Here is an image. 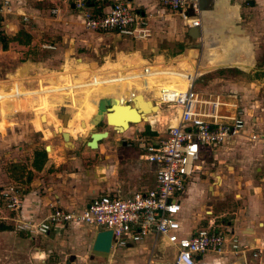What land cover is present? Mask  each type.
<instances>
[{
	"label": "crops",
	"instance_id": "crops-1",
	"mask_svg": "<svg viewBox=\"0 0 264 264\" xmlns=\"http://www.w3.org/2000/svg\"><path fill=\"white\" fill-rule=\"evenodd\" d=\"M8 1L10 12L2 11L0 13V79L10 78L9 81H13L14 78L17 80L23 77L20 84L23 87L34 89V92L20 90L24 95L23 103L33 106L34 100L32 98L38 95V107L34 106V109L41 108L42 98L47 100L50 96L59 95L60 99H65L63 97L66 95L64 94L65 90L58 86L60 82L53 77L55 74L53 71L61 69L64 64L65 71L63 72L67 73V81L71 82L70 86L67 85L66 88L67 91L72 90L69 97L70 99L74 97L73 100L75 101L69 104L70 107L72 108L79 99H85L81 95L84 96V92L87 90L75 91L72 89L79 85L85 87L83 81L75 79V76L77 78L88 76L90 82L87 86L94 90V104L97 105V111L100 101L109 102V99H114L117 105H125L127 99L131 100L137 96H140L142 101L149 105L153 101L161 102L159 100V88L177 87L184 89L186 86L185 76L188 74L193 77L219 66H238L246 71L249 66H252L250 44L245 36L240 35L241 29L236 25L238 5L236 3L230 4L229 0H214L215 11L201 10L199 28L201 38L212 31L216 33L217 40L214 43L205 44L207 47V52L203 55L205 62L202 65L197 64L193 71L176 70L175 68L181 67L166 65L165 59L174 57L172 53H176H171L173 49H171L170 44L176 43L184 46L183 43L186 42L184 33L187 35L186 28L180 27V23L183 25L181 19L173 14H165L161 19H151L149 21L150 35L144 39H132L121 37L112 32H96L85 29L82 25L80 10L71 7V4L63 0ZM123 1L141 12L153 11L156 5V0ZM108 8L109 2L87 3V9L94 15L104 14ZM53 9L55 11H52ZM22 15L26 16L27 20H23ZM206 21L211 26L204 29L202 33V26ZM223 29H226L225 34ZM43 44H51L54 48H43ZM164 44L170 47L167 48ZM156 58L157 60L162 58V61L156 64ZM106 63L111 66L104 68ZM101 64L102 66L92 73L91 69H97ZM122 65L134 70H116L118 67H123ZM145 65L152 68L163 67V70L150 69L151 72L143 74L141 71ZM87 73L89 74L87 75ZM241 75L245 76L243 72ZM27 76H31L29 80L25 79ZM36 76H38V81L35 79ZM165 77L169 78L166 79ZM245 77H242L241 80H232L225 88L233 89L241 95L244 118L247 123L249 120L254 121L252 125L247 124L248 130L252 128L263 130L264 91L254 96L253 93H256L259 86L253 82L245 81ZM5 84L8 83H3L2 89L7 88ZM245 90H249V92ZM70 107L62 108L61 112H70L72 110ZM60 109L57 106L53 112L58 114ZM78 109L84 115L80 106ZM132 109L138 116L126 121L140 122V114L135 108ZM25 112L20 110L14 113ZM6 116L10 120L9 115ZM33 118L32 116L30 119L32 128L37 131L40 129L43 132L44 124L35 121L36 119ZM10 122L8 121L4 125H9ZM99 122L106 125L103 114L96 122V126ZM9 128L2 127L1 130H9ZM127 130L129 127L125 131ZM107 132L106 138L111 134L108 129ZM44 134L43 132V136ZM117 140L114 138L109 143L104 140L98 141L95 149L84 146L77 149V156L68 159V161L66 159L65 163V168H72L74 172H69L67 176L61 172L60 176L62 177L60 179L55 178L53 173L43 176L42 183L45 180L46 182L51 180V182L42 185L41 194L36 189H31L23 194L21 206L16 213L17 217L21 219L34 218L37 215L47 213L54 206L78 209L91 197L98 194L115 193L124 196L132 191L146 188L147 185H153L152 165L143 159L140 150H134L139 161L136 160L131 165H128V162L121 164L119 161L111 164L106 160L107 154H111L112 151L115 152L118 148L115 142ZM121 145L124 148L129 147L124 142H121ZM0 147L5 146L0 145ZM204 152L207 154L203 156ZM95 153L96 158L91 162L88 174L81 179L76 167L81 168L87 161L86 157ZM200 156L202 159L205 157L212 159L216 163L222 162L223 159L221 161V158H224V161H227L225 167L231 168V170L226 174L219 171L213 174L210 171L202 170V168H208V164L213 163L207 159L197 162L201 167L200 171H195L187 179L180 195V213L181 215L182 213L185 214L184 218L179 216L181 233L187 234L196 226L205 225V218H213L217 223L222 221L227 224V231H232L237 235L241 244L258 250V255L255 258H251L248 254L247 264H264V155L260 151L259 142L251 141L245 136H239L220 146L203 148ZM44 157L43 154L42 158ZM79 158L83 160L81 161ZM36 164L39 166L38 168H34L32 165L33 169L31 167L29 169L35 170L39 175L43 174L46 166L44 160L43 162L37 161ZM206 173L213 178L209 185H205L206 179L204 180L202 177ZM71 174H74L73 176L77 179L69 178ZM29 184L32 183L29 182ZM205 190L212 196L217 193L221 197L220 199L223 197L226 199L230 196L228 200L234 202L233 206L224 209V211H219L212 204H203L204 198L208 197L207 200L209 199ZM83 196H87V199L82 202L80 198ZM199 208L200 210L197 211ZM79 226L81 224L70 223L65 228L51 229L48 234L56 233L57 228L65 231L67 228L73 229ZM149 244L150 239L147 238L130 248L141 247L147 251ZM166 248L167 246L160 241L157 243L155 251L164 252ZM37 255L40 257V252ZM204 259L207 264H231V262L236 263L239 260H235L230 254L218 256L212 253H206ZM156 264L158 263L156 262Z\"/></svg>",
	"mask_w": 264,
	"mask_h": 264
},
{
	"label": "built area",
	"instance_id": "built-area-1",
	"mask_svg": "<svg viewBox=\"0 0 264 264\" xmlns=\"http://www.w3.org/2000/svg\"><path fill=\"white\" fill-rule=\"evenodd\" d=\"M63 1L80 10L85 29L112 32L132 39L148 37L149 21L165 14H176L185 28H200L201 25L199 0H156L150 12L134 9L123 0ZM89 2H109L108 11L94 15L87 9ZM10 10L9 1L0 0V13H9ZM188 10L191 15H188ZM22 19L27 20V17L22 15ZM42 47L54 48L51 44H43ZM141 72L148 74L150 67L144 66ZM197 76L186 75L184 89L159 88L161 102L158 106L163 107L166 114H176L174 125L165 116L163 135L151 123L144 122L149 126V133H142L139 138L135 136L137 144L142 145L143 159L153 167L152 186L124 196L98 194L78 209L52 207L47 215L37 221L9 216V219L16 221L13 225L15 229L29 236H44L51 229L65 228L70 223L91 226L94 230H110L109 250L130 248L149 238L144 264H156L153 252L160 241L167 247L175 248L171 264H207L204 259L206 253L218 256L230 254L235 260L239 259L231 264H247L248 254L251 258L257 257V249L241 244L236 234L227 231V224L222 221L217 223L213 218H205V225L196 226L187 234L181 233L180 195L187 179L195 171H200L201 167L196 161L203 148L217 147L235 137L245 136L251 141H258L264 155V129L248 130L247 124L252 125L254 121L247 123L245 120L241 95L230 88L210 92L195 90ZM224 97L233 100L225 101ZM32 100L33 107H38V95ZM2 194L7 200L6 209L15 213L19 206L16 190L9 187Z\"/></svg>",
	"mask_w": 264,
	"mask_h": 264
},
{
	"label": "rangeland",
	"instance_id": "rangeland-1",
	"mask_svg": "<svg viewBox=\"0 0 264 264\" xmlns=\"http://www.w3.org/2000/svg\"><path fill=\"white\" fill-rule=\"evenodd\" d=\"M229 2L230 4L236 3L238 5V18L236 20V25L241 29L240 35L245 36L250 44L253 60L252 66H249L246 71L238 66H219L210 69L197 76L194 81V89L203 92L219 91L226 89L225 86H228V83L232 80H241L242 77L246 76L244 78L245 81L253 82L259 86L255 94L251 90L255 96L257 93L264 91V0H229ZM200 10L215 11V1L207 0ZM173 15L177 16L176 14ZM210 26L211 25H209L207 21L204 22L202 33L204 29L210 28ZM180 27H183L181 23ZM225 32L226 29H223L224 34ZM184 38L186 39V42L183 43L184 46L176 43L170 44L171 49H173L171 53H176H172L174 54V57L165 59L166 65L170 64L171 66L177 65L181 67L175 68L176 70L193 71V68L197 64L202 65L205 62L203 56L207 52L205 44L216 42L217 36L216 33L211 31L203 36V38H201L200 32V37L198 39H191L184 33ZM164 45L167 48L170 47L167 44ZM160 61H162V58L158 60L156 58L155 60L156 64ZM64 65L61 69L53 71V73H55L53 77L60 82L58 86L65 90L64 94L66 95L63 96L65 99H60L58 97L59 95H56V97L50 96L47 100H43L42 98V106L38 109H34L33 106L23 103L24 95L20 90L34 92V89L32 90L31 88L23 87L20 84L23 77H20L17 80L14 78L13 81H9L10 78L5 80L0 79V94H2L0 99V145L5 146L0 147V225L7 227L6 230H0V264H143L146 259L147 251L141 249V247L111 249L107 254L93 253L90 250V243L94 228L91 226L81 225L79 227H74L73 229L67 228L65 231H61L60 228H57L55 231L56 233H49L46 236H26L23 232H19L15 229L13 225L16 221L9 219V216H15L14 218L21 219L20 217H17L16 213L21 206L23 194L29 192L31 189H36L38 190V193L41 194L43 191L42 185L51 182V180H47V182L45 180V182L42 183L41 180L43 176L53 173L55 178L60 179L62 177L60 176L61 172L65 173L63 174L64 176H67L69 172H74L72 168H65L66 159L68 161V159L77 156L76 150L80 147H87L84 142L87 140V136L90 132L107 131L108 129L109 132H111L109 137H103L99 141L104 140L109 143L112 142L114 138H117L118 140L115 142L117 143L118 148L115 152L112 151L111 154H107L106 160L111 164H114L115 161H119L121 164L128 162V165H131L138 158L134 150L138 149L141 151V154L143 153L142 145L141 143H138V145L136 144L137 141L135 136L139 138L142 133H146V130L149 131V126L144 122L151 123L152 127L159 131L160 135H163L162 133H164L165 116L169 119L171 124L174 125L176 123V114L174 112L166 114L163 107L158 106L160 102L153 101L150 105H143L134 97L131 101L129 100L130 103L126 102V104H128L130 108H135L138 111L141 117L140 122L130 123L129 130L127 131H125L126 129L124 130L121 128L120 125H114L118 132L121 131V133L118 134L111 130L113 126L111 124L105 125L103 122H99L96 126V122L99 120L102 111H106L105 108L109 102L103 100L100 101L97 111V105L95 106L94 104V90L87 86L90 82L88 76H85V78H83L84 76L80 78L75 76V79H79L81 82L83 81L85 87L79 85L72 89L75 91L87 89L84 92L85 95L81 96L87 99L85 101L87 106L92 105L90 114L85 115L86 117L82 115L74 117L72 110L70 112H63L61 115L55 114L53 111L57 106L60 108L70 107L69 104L75 102L73 100L74 97L71 99L69 97L72 90L67 91L66 88L67 85L70 86L71 82L67 81V73L63 72L65 71ZM101 66L102 64L97 69H91L92 73L95 70H98ZM109 66L111 65L106 63L104 68ZM171 69H174V67H171ZM259 69H262L263 71ZM116 70L126 71L134 69L123 66L118 67ZM242 72L245 76L241 75ZM88 74L89 73H87V75ZM30 77L31 76H27L25 79L29 80ZM35 79L38 81V76H36ZM3 83H8L5 84L7 85L6 89H2ZM245 91L249 92V90ZM5 95L6 98H4ZM223 99L225 101L233 100L228 97H224ZM22 109L26 112L14 113ZM70 109L72 108L70 107ZM111 110L112 109H109V111ZM58 112H60V110ZM64 113L65 115H63ZM6 115H9L8 117H10V120L6 118ZM32 116L34 117V120L36 119L35 121L44 124L42 129L45 133L44 136L40 129L37 131L32 128V125L30 124ZM8 121H11V124L4 125L5 123L7 124ZM1 123L3 124L1 125ZM2 127L10 128L9 130H1ZM57 127L59 128V131L62 130V127L67 128V135L72 138L75 148L69 147L68 142L62 143L60 135L52 132L53 130H56ZM120 140H122L124 144L127 143L129 147L124 148L121 145ZM46 145L50 146L48 150L49 155L45 149ZM85 150L88 151L87 149ZM43 154L45 155L44 158L41 156ZM205 154H207V152H204L203 156ZM82 158H79V160L82 161ZM86 158V166L82 165L81 168L78 166L76 167V170H79L81 179L88 174L91 162L96 158V153ZM35 159L39 162H43L44 160L46 163L44 172L41 175L36 173L35 170L33 171L29 169V167L32 168V162L35 161ZM203 159H207L210 163H213L211 165L208 164V168L206 169L202 168V170H206L207 172L210 171L214 174L216 171H219L220 173L226 174V172H230L231 170V168L227 169L225 167L227 161H224V158H221V161L222 159L223 161L220 163L213 162L212 159L206 157ZM203 159L202 156H200L196 162L203 161ZM73 175L74 174H71L69 178L77 179ZM202 177L204 180L206 179L204 182L205 185H209L212 182L213 178L208 175V173ZM29 182L32 184L30 185ZM150 186L152 185H147L146 187ZM9 187L16 190V196L19 199V206L15 209V213L9 211L5 207L7 200L2 193L3 191H7ZM205 192L206 195L209 196V199L207 200L208 197H206V199L204 198L203 204H212L219 211L229 209L234 204V202L228 200L230 196L229 198L226 197V199L224 197L223 199H220L221 197H219L217 193L212 196L206 190ZM86 199L87 196L80 198L82 202ZM199 210L200 208L197 211ZM49 212L50 211L42 215H37L29 220L37 221ZM184 215L185 214L182 213L181 215L180 213L179 216L184 218ZM174 251V247H167L164 252L154 251L153 257L158 264H171ZM38 252H40V257L37 255Z\"/></svg>",
	"mask_w": 264,
	"mask_h": 264
},
{
	"label": "water",
	"instance_id": "water-1",
	"mask_svg": "<svg viewBox=\"0 0 264 264\" xmlns=\"http://www.w3.org/2000/svg\"><path fill=\"white\" fill-rule=\"evenodd\" d=\"M207 0H199V8L202 9V7L204 6L205 2ZM71 7H73L71 5ZM188 15H191V11L188 10L187 11ZM186 33L187 36L191 39H198L200 37V29L198 27H187L186 28ZM109 105V107H108ZM106 106V111H102L103 117L105 119V123H109L111 116H113V114H117V112L119 113L121 110H125L127 111V115L122 117V119H117L116 121H113L114 123H117L120 125L121 128H123L124 130L127 129L129 127L130 123H134V122H127V119H132V118H137V114L135 113V111H133L132 108L128 107V104L125 105H117L115 100H111L109 99V103ZM109 109H112L111 111H109ZM117 110V112H116ZM62 108L60 109V112H58V114H62ZM105 112V114H104ZM119 118V117H118ZM112 130L115 133H121L117 131L116 128H114V125L112 126ZM123 131V130H122ZM108 134V132L106 130L103 131H93L90 132L87 136V140L85 141V145L90 148V149H95L97 147V143L100 139H102L103 137H106ZM63 135H61V139ZM68 138V137H67ZM69 139V138H68ZM47 146V145H46ZM45 146V148H46ZM29 236V235H27ZM110 240H111V231L110 230H95L92 234V239H91V243H90V250L93 253L96 254H107L109 251V246H110Z\"/></svg>",
	"mask_w": 264,
	"mask_h": 264
},
{
	"label": "bare ground",
	"instance_id": "bare-ground-1",
	"mask_svg": "<svg viewBox=\"0 0 264 264\" xmlns=\"http://www.w3.org/2000/svg\"><path fill=\"white\" fill-rule=\"evenodd\" d=\"M201 11V10H200ZM196 69V68H195ZM135 99L136 100H138V102L140 103V104H147V103H145V102H143L142 101V99H141V97L140 96H137V97H135ZM134 104V103H133ZM135 105H136V103H135ZM108 107H109V105H108ZM116 112H117V110H116ZM126 112L127 111H125V110H121L119 113L117 112V114H113V116H111V119H110V121H109V123H107V125H109V124H111V125H119V124H117V123H114L113 121H116L117 119H122V117H124L125 116V114H126ZM119 117V118H118ZM135 123V122H134ZM114 128H115V126H114ZM118 131V130H117ZM54 134H57V135H63L62 136V143H65V142H68V146L69 147H73V148H75V146H74V144H73V142H72V138L71 137H69L67 134V128L66 127H62V130H60L59 131V128L57 127V129L56 130H53L52 131ZM69 139H68V138ZM86 141V140H85ZM65 145V144H64ZM49 145H47L46 146V151L48 152V150H49Z\"/></svg>",
	"mask_w": 264,
	"mask_h": 264
},
{
	"label": "trees",
	"instance_id": "trees-1",
	"mask_svg": "<svg viewBox=\"0 0 264 264\" xmlns=\"http://www.w3.org/2000/svg\"><path fill=\"white\" fill-rule=\"evenodd\" d=\"M146 66V65H145ZM144 67V66H143ZM150 69H157V70H163V67H159V68H152V67H150ZM87 99H83V98H81V99H79L78 101H76V103L73 105V107H72V113H73V116L74 117H79V116H81L82 114L80 113V110L78 109V106H80L81 107V109H82V111H83V113H84V115H82V116H85V115H89L90 114V111L92 110V105H89V106H87L86 105V101ZM146 133H149V131L148 130H146ZM151 133V132H150ZM38 154V153H37ZM49 154V153H48ZM42 156V155H41ZM36 162H37V159H35V161H33L32 162V165H33V167L34 168H38L39 166L36 164ZM6 227H3V226H1L0 225V230H4Z\"/></svg>",
	"mask_w": 264,
	"mask_h": 264
},
{
	"label": "flooded vegetation",
	"instance_id": "flooded-vegetation-1",
	"mask_svg": "<svg viewBox=\"0 0 264 264\" xmlns=\"http://www.w3.org/2000/svg\"><path fill=\"white\" fill-rule=\"evenodd\" d=\"M123 142L122 140H120V143Z\"/></svg>",
	"mask_w": 264,
	"mask_h": 264
}]
</instances>
